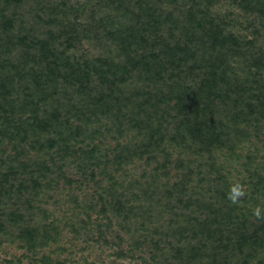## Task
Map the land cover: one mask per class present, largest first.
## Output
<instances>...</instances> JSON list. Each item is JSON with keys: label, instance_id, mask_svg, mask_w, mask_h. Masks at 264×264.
Segmentation results:
<instances>
[{"label": "trees", "instance_id": "obj_1", "mask_svg": "<svg viewBox=\"0 0 264 264\" xmlns=\"http://www.w3.org/2000/svg\"><path fill=\"white\" fill-rule=\"evenodd\" d=\"M258 206L264 0H0L6 264H264Z\"/></svg>", "mask_w": 264, "mask_h": 264}, {"label": "rangeland", "instance_id": "obj_2", "mask_svg": "<svg viewBox=\"0 0 264 264\" xmlns=\"http://www.w3.org/2000/svg\"><path fill=\"white\" fill-rule=\"evenodd\" d=\"M110 253H113V249H105L101 255V259L108 264H132L134 262L129 258H118L114 254L109 255ZM20 254L21 252L14 246L3 245V248L0 249V264H6V261L11 260L15 256H19ZM22 264H27V262L23 261Z\"/></svg>", "mask_w": 264, "mask_h": 264}, {"label": "clouds", "instance_id": "obj_3", "mask_svg": "<svg viewBox=\"0 0 264 264\" xmlns=\"http://www.w3.org/2000/svg\"><path fill=\"white\" fill-rule=\"evenodd\" d=\"M247 195L248 191L246 185L237 181L230 185L227 194V200L231 205L239 206ZM252 215L257 220H264V209L258 206L253 209Z\"/></svg>", "mask_w": 264, "mask_h": 264}]
</instances>
